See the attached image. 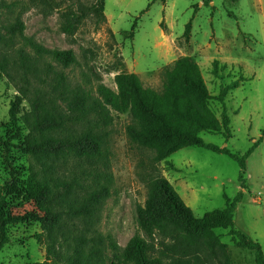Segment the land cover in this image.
<instances>
[{"label":"rangeland","instance_id":"374dc122","mask_svg":"<svg viewBox=\"0 0 264 264\" xmlns=\"http://www.w3.org/2000/svg\"><path fill=\"white\" fill-rule=\"evenodd\" d=\"M49 2L47 11L43 7L24 10L25 0H0V35L13 45L7 50L0 43V59L5 53L14 59V51L20 48L34 56L23 39L5 31L17 18L25 38L48 50L74 54L75 65L56 70L70 85H79L92 94L98 84L116 91L117 74H135L144 87L161 91L165 69L178 59L192 58L209 96L206 105L219 124L222 105L216 98L224 88L231 135L226 139L220 127L218 131H201L197 137L240 157L249 153L242 182L237 162L194 146L153 163L151 152L138 150L126 133L130 116H113L106 129V146L111 153L114 185L95 222L103 264H109L111 258L109 238L122 249L134 236L151 244L154 255L164 264H254L253 254L237 248L227 230H214L219 242L226 245L225 252L211 250L180 230L150 238L139 225L137 209L145 207L150 181L156 174L168 181L196 217L224 209L225 196L232 200L242 192L234 211V227L258 241L264 252V0H104V21L97 11V0ZM67 10L86 16L73 36L60 30V13ZM138 17L133 39L128 38ZM189 22L191 31L186 41L182 35ZM215 66L218 77L213 74ZM17 93L16 86L0 72V185H16V192L7 196L9 209L55 215L61 209L42 189V174L30 177L31 160L16 148L27 133L20 120L14 124L9 117L10 102ZM22 107L27 110L28 102ZM7 232L10 242L0 248V264L46 259L48 240L39 224H14ZM55 247L65 253L58 242ZM61 258H53L48 264H62Z\"/></svg>","mask_w":264,"mask_h":264},{"label":"trees","instance_id":"16d2710c","mask_svg":"<svg viewBox=\"0 0 264 264\" xmlns=\"http://www.w3.org/2000/svg\"><path fill=\"white\" fill-rule=\"evenodd\" d=\"M25 1L24 10L43 7L48 11L50 8L49 0ZM97 4L104 21V0H97ZM85 17L84 13L71 10L61 12V32L73 36ZM138 19L134 20L128 38L133 39ZM5 31L23 39L34 55L31 57L20 48L14 51V59L7 53L0 59V72L11 80L18 92L10 102V120L14 124L20 120L27 131L24 142L16 148L31 160L29 176L42 174V189L61 209L60 213L50 216L11 210L7 196L16 192V185L13 182L0 185V248L10 242L7 228L14 224H39L47 236L46 259L25 264H48L58 257H62V264H103L101 236L95 229V222L114 185L111 153L106 146V129L112 124L113 116H130L126 133L138 150L151 152L153 163L179 149L194 146L226 155L237 162L241 170L239 182L243 181L242 172L249 153L240 157L226 147L206 144L197 137L201 131H218L220 127L226 139L231 135L224 88L216 98L222 105L219 124L206 105L209 96L199 67L192 58L178 59L165 69L161 91L144 87L135 74H117L114 78L116 91L98 84L92 94L79 85H70L56 70V67L68 69L77 63L71 51L48 50L25 38L19 18ZM190 31L191 22L182 35L186 41ZM0 43L7 50L13 48L2 35ZM213 74L218 77L216 66ZM23 102H28L27 110L22 107ZM260 141H256L254 147ZM241 200L242 192L232 200L225 196L224 209L196 217L168 181L156 174L151 178L145 207L137 209L138 222L150 238L156 233L172 235L180 230L193 240L202 241L209 249L218 248L221 252L227 247L219 242L214 230H227L237 248L253 254L254 264H264L260 244L234 227L233 213ZM108 240L109 264H164L154 255L153 246L139 236H134L122 249L112 239ZM55 242L63 247L64 254L56 250Z\"/></svg>","mask_w":264,"mask_h":264},{"label":"crops","instance_id":"0c3cea01","mask_svg":"<svg viewBox=\"0 0 264 264\" xmlns=\"http://www.w3.org/2000/svg\"><path fill=\"white\" fill-rule=\"evenodd\" d=\"M256 202H257V200H255ZM236 208V207H235ZM235 211V210H234ZM233 218H234V213H233ZM248 237V236H247ZM249 238V237H248ZM251 239V238H250ZM253 240V239H252ZM253 241H256V240H253ZM256 242H258V241H256ZM262 248V247H261ZM262 250H263V248H262ZM263 255H264V252H263Z\"/></svg>","mask_w":264,"mask_h":264},{"label":"built area","instance_id":"2783aa9c","mask_svg":"<svg viewBox=\"0 0 264 264\" xmlns=\"http://www.w3.org/2000/svg\"><path fill=\"white\" fill-rule=\"evenodd\" d=\"M257 200H258V198H257Z\"/></svg>","mask_w":264,"mask_h":264}]
</instances>
